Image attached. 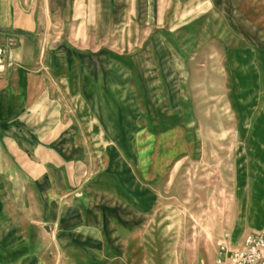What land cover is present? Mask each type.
I'll use <instances>...</instances> for the list:
<instances>
[{
	"label": "rangeland",
	"instance_id": "374dc122",
	"mask_svg": "<svg viewBox=\"0 0 264 264\" xmlns=\"http://www.w3.org/2000/svg\"><path fill=\"white\" fill-rule=\"evenodd\" d=\"M181 6L182 17L107 36L115 48L106 54L121 66L119 97L100 100V114L92 105L94 118L115 121L117 130L106 131L108 145L84 120L94 162L100 166L105 155L109 162L100 186L117 192L96 205L104 229L123 224L130 244L123 243L121 257L107 259L99 229L80 226L98 213L70 212V246L64 250L54 234L46 236L40 264H216L244 249L235 172L248 135L251 87L242 81L241 19L224 17L207 0ZM258 7L264 10V3L249 4L250 12ZM81 191L74 197L84 202Z\"/></svg>",
	"mask_w": 264,
	"mask_h": 264
},
{
	"label": "crops",
	"instance_id": "0c3cea01",
	"mask_svg": "<svg viewBox=\"0 0 264 264\" xmlns=\"http://www.w3.org/2000/svg\"><path fill=\"white\" fill-rule=\"evenodd\" d=\"M185 1L0 0V264H40V244L53 234L65 250L70 246L65 234H74L70 212L85 218L90 208L98 216L90 214L95 220L80 226L99 229L107 259L121 257L130 234L124 237V225L113 220L104 229L96 205L100 196L117 192L100 186L109 162L107 155L101 167L94 162L84 120L101 130L108 145L106 131L117 130L115 121L94 118L92 105L100 114V100L119 97L121 66L106 54L115 48L107 36L182 17ZM207 1L224 17L241 19L242 81L251 91L248 135L235 174L240 175V219L249 237L264 230V10L250 12L249 4L264 0ZM88 47L97 52L86 53ZM80 189L87 192L84 202L74 197Z\"/></svg>",
	"mask_w": 264,
	"mask_h": 264
},
{
	"label": "built area",
	"instance_id": "2783aa9c",
	"mask_svg": "<svg viewBox=\"0 0 264 264\" xmlns=\"http://www.w3.org/2000/svg\"><path fill=\"white\" fill-rule=\"evenodd\" d=\"M216 264H264V230L249 236L241 252L231 253Z\"/></svg>",
	"mask_w": 264,
	"mask_h": 264
},
{
	"label": "water",
	"instance_id": "95a60500",
	"mask_svg": "<svg viewBox=\"0 0 264 264\" xmlns=\"http://www.w3.org/2000/svg\"><path fill=\"white\" fill-rule=\"evenodd\" d=\"M56 47V44L52 45L51 49H54Z\"/></svg>",
	"mask_w": 264,
	"mask_h": 264
}]
</instances>
